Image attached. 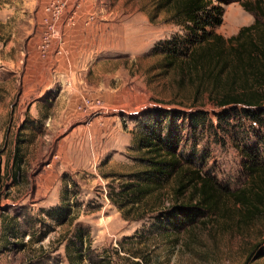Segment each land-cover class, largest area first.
Instances as JSON below:
<instances>
[{"label":"rangeland","instance_id":"obj_1","mask_svg":"<svg viewBox=\"0 0 264 264\" xmlns=\"http://www.w3.org/2000/svg\"><path fill=\"white\" fill-rule=\"evenodd\" d=\"M52 1L0 0V264H67L64 247L77 231L82 246L114 264L127 255L150 264H243L253 244L264 249V215L238 228L237 205L224 193L250 182L244 152L264 164V112L252 119L237 105L219 118L224 107L206 87L194 94L188 32L156 0H70L56 25L61 53L41 56ZM220 7L212 31L224 38L253 20L239 0ZM82 97L101 106L79 110ZM156 109L177 115L155 131L177 127L176 151L213 178L223 214L159 228L156 215L188 201L186 193L172 195L176 176L142 181L135 192L128 186L141 182L140 158L148 156L137 148L141 131L132 118ZM197 111L205 120L192 129L186 114ZM248 264H264V256Z\"/></svg>","mask_w":264,"mask_h":264},{"label":"trees","instance_id":"obj_2","mask_svg":"<svg viewBox=\"0 0 264 264\" xmlns=\"http://www.w3.org/2000/svg\"><path fill=\"white\" fill-rule=\"evenodd\" d=\"M227 1L238 0H156L155 5L157 8H168L170 18L182 24L188 32L186 66L189 72L193 71V74H189V79H196L194 94L206 87L204 89L208 90L211 102L217 107H224L223 111L217 113L219 118L223 114L225 118L230 109H237L235 106L241 105V112L254 119L264 112L259 109L264 103V0H239L241 7L253 14V20L250 24L241 26L234 35L224 38L213 32L212 28L220 23V3ZM172 52L174 54L175 51ZM168 117L174 119L177 115L174 111L156 109L132 118L141 131L136 142L137 148L143 149L148 156L140 158L147 167L141 172L144 175L141 182L128 184L129 187H134L131 190L135 192V189L139 191V186L143 183H151V179L157 181L161 176L168 177L171 173L176 176L172 195L179 198L186 193L188 201L171 204L159 216L156 215L160 220L157 225L163 229L170 225L192 224L203 215L224 213L218 207L222 193L213 178L194 168V160L183 158L176 151L180 140L177 127H168L162 134L155 131L161 120ZM204 117L203 112L198 111L186 114L188 125L192 129L203 124ZM18 151V146H15L11 164L15 176L19 170ZM244 156V168L250 182L224 192L237 205L239 217L235 223L238 228L254 217L264 215V164L247 152H244ZM56 210L61 214L63 212L61 207ZM11 228L1 230L2 235L10 236ZM64 248L67 264H114L109 256L95 253L88 244L82 246L80 231L73 235ZM262 256L264 249L255 243L247 252L243 264ZM118 264L150 262L145 255H127Z\"/></svg>","mask_w":264,"mask_h":264},{"label":"built area","instance_id":"obj_3","mask_svg":"<svg viewBox=\"0 0 264 264\" xmlns=\"http://www.w3.org/2000/svg\"><path fill=\"white\" fill-rule=\"evenodd\" d=\"M68 1L70 0H54L45 8L49 12V17L43 19L46 30L43 32L40 44L38 45L41 56H44L51 49L54 54L61 53L63 49L64 41L61 37V31L56 28V25L59 23L62 11L64 7L67 6ZM78 6L79 3L72 4L70 10L68 11L69 13L66 16V24H71L73 22V18ZM95 106H101L99 99L82 97L77 108L79 110L85 111Z\"/></svg>","mask_w":264,"mask_h":264},{"label":"crops","instance_id":"obj_4","mask_svg":"<svg viewBox=\"0 0 264 264\" xmlns=\"http://www.w3.org/2000/svg\"><path fill=\"white\" fill-rule=\"evenodd\" d=\"M51 54L54 55L53 53H51ZM53 57H54V56H53ZM76 57H77V56H76ZM83 63H84V62H83ZM76 64H77V63H76ZM76 64H75V65H76ZM79 65H80V64H79ZM80 66H81V67H80ZM80 66H77V67H78V68H82L83 65L81 64ZM45 67L48 68L49 66H45ZM77 67H76V68H77ZM84 67H85V66H84ZM43 103H44V102H43ZM41 106H43V104H42L41 102H40V103L38 102V105H37V106H36L34 103H31L30 106H29V108H31V107H41ZM28 111L30 112L31 109H28ZM32 117H33V118H31V120H32V119H36L38 116H34V115H32Z\"/></svg>","mask_w":264,"mask_h":264}]
</instances>
